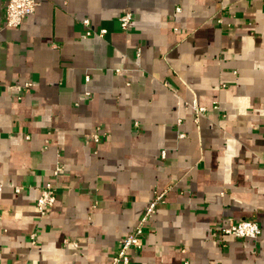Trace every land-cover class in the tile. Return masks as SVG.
I'll return each instance as SVG.
<instances>
[{"label": "crops", "instance_id": "1", "mask_svg": "<svg viewBox=\"0 0 264 264\" xmlns=\"http://www.w3.org/2000/svg\"><path fill=\"white\" fill-rule=\"evenodd\" d=\"M7 1L0 264H110L156 194L129 264H264V0H39L17 28ZM241 219L261 234L219 231Z\"/></svg>", "mask_w": 264, "mask_h": 264}, {"label": "built area", "instance_id": "2", "mask_svg": "<svg viewBox=\"0 0 264 264\" xmlns=\"http://www.w3.org/2000/svg\"><path fill=\"white\" fill-rule=\"evenodd\" d=\"M39 5V0H8L6 9H5V19L4 24L6 27L9 28H17L21 25L23 19H25L27 16L33 14L35 12L36 7ZM133 20V14L130 11H125L120 15L118 18V24L120 31L127 32L130 28V25ZM220 23V20H218ZM82 25L86 27V31L83 35L84 38L91 37V36H98V37H104L106 34V30H100L98 32L92 31L90 28V23L87 19L82 21ZM137 56H139V51L137 52ZM119 72V70H117ZM85 82H89V77H85ZM31 87V83H26L24 85V88L27 90ZM86 96H88V93H85ZM214 109H216V105H213ZM189 108H191L195 114H203L206 112V109L204 107H199L194 101L189 105ZM97 129L92 135L91 140L94 143L100 142V134ZM180 137H183V135H180ZM162 156H165V153H162ZM59 157V155H58ZM63 167L61 165V162L57 160L53 171L52 176L57 177L59 173L62 171ZM10 188L18 194L21 191V188L18 186H12L10 185ZM2 190V185L0 184V191ZM163 194H156L154 199L148 204L146 211L141 218L138 225L132 230L131 233L126 235L124 238H122L119 241L118 249L114 256L112 257V260L110 264H129L130 262V251L135 250L138 251L142 248V238L144 234V226L146 225L147 221L150 219L152 214L154 213V209L157 204H159L162 201ZM55 188L54 185L50 182H47L40 190L39 196L36 200V208L41 217H44L47 213V210L51 208L55 203ZM222 235H228L232 236L236 239H255L257 238L261 232L262 229L260 226L248 219H241L239 221H236L234 223H230L228 225H222L219 229ZM35 234H32L30 237L31 244L33 245L35 243ZM76 245V244H74ZM184 264H188L185 262Z\"/></svg>", "mask_w": 264, "mask_h": 264}]
</instances>
